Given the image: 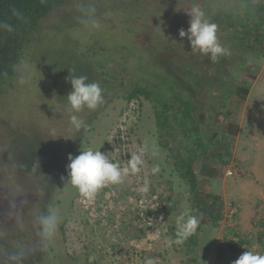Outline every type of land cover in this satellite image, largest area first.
Instances as JSON below:
<instances>
[{
	"label": "rangeland",
	"instance_id": "rangeland-1",
	"mask_svg": "<svg viewBox=\"0 0 264 264\" xmlns=\"http://www.w3.org/2000/svg\"><path fill=\"white\" fill-rule=\"evenodd\" d=\"M227 1L200 0L210 8ZM120 2L69 0L58 6L41 22L13 76L0 84V264H144L145 257L154 264H233L246 251L264 255V57L248 53L243 70L234 71L250 85L245 101L234 94L222 109L193 90L203 102L202 137L190 133L184 139L177 124L173 139L163 137L155 103L144 96L127 100L134 88L129 82L142 77L143 67L159 68L143 54L153 38L164 52L175 48L172 36L189 28L187 0ZM105 58L118 61L99 70ZM110 70L121 77L120 91L114 92L113 82L108 85ZM71 71L98 83L105 101L78 114L87 124L79 131L70 123L66 101ZM29 73L31 82L21 85L20 77ZM232 124L238 126L235 135ZM195 141L202 153L193 192L180 157ZM145 143L155 144L156 154L144 155L140 172L106 185L94 199L82 197L67 181L70 155L100 150L126 167ZM215 202L222 207L213 220L200 209L211 210L204 203ZM145 204L158 211L144 224L135 215ZM51 212L59 222L45 237L39 217ZM188 215H199L203 224L191 235L196 242L177 244L179 222Z\"/></svg>",
	"mask_w": 264,
	"mask_h": 264
},
{
	"label": "trees",
	"instance_id": "trees-1",
	"mask_svg": "<svg viewBox=\"0 0 264 264\" xmlns=\"http://www.w3.org/2000/svg\"><path fill=\"white\" fill-rule=\"evenodd\" d=\"M68 1L0 0V24L11 25L13 29L9 32L7 29L0 28V84L12 77L17 65L23 61L26 48L38 34L41 22L50 17L58 6ZM117 1L118 3L114 6H121V0ZM150 3L151 0H147L146 4L150 5ZM230 3L232 4L228 5ZM197 5L206 13L208 20L217 25L218 42L226 49V55L213 62L209 56L193 53L187 37L181 38L179 33L172 36L173 42L176 41L172 52H164L159 49L160 43L153 38L150 51L144 49L145 53L143 54L148 60H155L159 68L153 72V70L143 67L142 77L135 78V83L129 82L134 88L127 94V100L131 101L144 96L146 100L155 103V115L162 131L161 135L163 137L170 136L171 139L175 137L173 124L180 127V132L185 136L184 139H188L190 133L191 137L196 136L195 139H199L197 134L199 137L201 136L198 116L202 112L203 102L199 101L193 90H200L203 95L214 98V103L220 102L221 105L218 106L222 109L229 105L234 94L240 100L245 101L250 93V85L239 81L234 71L237 74L243 70L245 57L248 53L257 58L264 57V0H228L227 4L217 3L213 8L205 6L200 0H187L184 10L189 15L188 11ZM225 36L230 38L225 39ZM110 49V47L107 48V50ZM229 51L235 54L232 55ZM117 61L105 58L98 62L99 70L103 69L104 64L113 63L115 65ZM114 72L116 71L110 70L108 73L110 78L108 85L113 82L115 85L113 90L116 92L120 91L123 82L119 74H116L118 72L115 74ZM233 82V89H231L229 85ZM230 127H234L232 134L235 135L238 126L232 124ZM197 146L196 141L194 144H189L185 157L176 154L177 157H180L183 177L189 182L193 192H196L198 187L195 164L198 161L197 156L202 153L198 151ZM196 152L198 153L194 157ZM219 157L224 159L221 155ZM27 192L28 190L24 192L25 196ZM28 195L30 200L29 192ZM24 202L26 201L24 200ZM207 204L204 203V206L211 210L200 209L202 213L208 214L212 218L216 216L214 212L220 213L217 210L221 205L217 207L216 202L211 206H207ZM157 208L147 209L145 204L138 209L135 217L142 223L144 221L145 224L151 220V217H154L153 215L158 211ZM197 217L200 218L199 215ZM213 220H216V217ZM202 224L203 222L200 221L199 226L201 227ZM188 241L193 244L196 239L190 236ZM241 243L243 242L241 241ZM231 248L233 249V247ZM196 257H193V262L196 261Z\"/></svg>",
	"mask_w": 264,
	"mask_h": 264
},
{
	"label": "clouds",
	"instance_id": "clouds-1",
	"mask_svg": "<svg viewBox=\"0 0 264 264\" xmlns=\"http://www.w3.org/2000/svg\"><path fill=\"white\" fill-rule=\"evenodd\" d=\"M188 13L191 17L189 21L190 27L187 31L181 29L179 36L181 38L187 37L191 51L209 56L213 62L226 55V49L218 42L217 25L208 20L206 13L198 5L192 7ZM0 28L7 29L9 32L13 30L12 26L8 24H0ZM69 81L72 85V90L67 95L66 101L70 114V123L77 131L87 129V124L78 114L84 109L94 111L104 104L102 88L98 83L86 82V76L77 77L73 73ZM30 82L31 73L26 76L22 75L19 79L21 85ZM149 151L153 155L156 154L155 144L150 147L148 143H145L139 153L131 154L130 159L127 160V166L122 167L119 163H114L110 155H106L100 150H82L78 156H69L70 163L67 165V181L78 189L82 197L89 200L94 199L97 192L106 185L121 184L126 176L140 172L145 163L143 157ZM158 171V167L152 169L153 174ZM142 191L145 193L149 191L147 180H145ZM181 221L176 232L177 239L175 243L177 244L184 243L191 235L195 234L200 224L199 218L195 215H188L186 219L181 218ZM58 222L59 217L54 212L41 215L39 217L41 234L45 237H51L56 231ZM144 264H154L153 259L145 257ZM233 264H264V255L246 251Z\"/></svg>",
	"mask_w": 264,
	"mask_h": 264
}]
</instances>
